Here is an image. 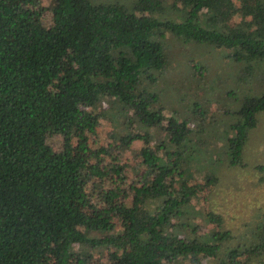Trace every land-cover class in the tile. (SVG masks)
<instances>
[{
    "label": "trees",
    "instance_id": "16d2710c",
    "mask_svg": "<svg viewBox=\"0 0 264 264\" xmlns=\"http://www.w3.org/2000/svg\"><path fill=\"white\" fill-rule=\"evenodd\" d=\"M36 3L0 0V264H72L74 257L75 264H197L200 257L248 264L263 255L264 222L254 225L251 241L224 249L237 236L227 228L198 231L193 201L201 186L217 181L218 154L244 164L264 86L244 94L224 122L198 113L190 127L184 117L165 115L155 81L172 60L169 36L228 49L245 64L238 79L264 76V0H52L49 25ZM102 102L113 107L122 148L163 130L139 151V202H113L119 184L108 182L118 183L121 167L100 166L106 148L87 142ZM50 132L62 136L59 149L48 142ZM93 194L117 225L85 209ZM199 213L221 226L219 213Z\"/></svg>",
    "mask_w": 264,
    "mask_h": 264
},
{
    "label": "rangeland",
    "instance_id": "374dc122",
    "mask_svg": "<svg viewBox=\"0 0 264 264\" xmlns=\"http://www.w3.org/2000/svg\"><path fill=\"white\" fill-rule=\"evenodd\" d=\"M51 1L37 0L34 5L36 14L47 25L51 24L52 19ZM96 1H120L130 5L135 0ZM235 1L237 3L239 0ZM163 2L170 5V0H163ZM177 5L180 6V2ZM167 10L170 8L167 7ZM172 14L180 16L181 13L176 11ZM238 17L234 15L232 21L237 20ZM169 43L172 46L170 50L172 60L166 66V73L155 81L157 103L160 104L165 115L174 114V116L184 117L190 127L193 125L190 117L198 113H202V119L205 122L213 118L224 122L228 118L227 113H232L244 94L258 91L264 86L263 75L248 78L244 74L245 79H238L245 64L232 59L228 49L202 42L182 45L172 36H169ZM195 102L199 107L198 110L194 108ZM98 110L99 123L95 132L87 133V142L96 150L106 148L105 151H100V166L104 168L108 162L115 161L121 167L123 176L118 183L108 182L112 186L119 184L113 202L130 204L131 199L139 202L141 195L134 189L135 185H140V174L143 169L139 151L145 145L152 147L154 140L162 137L163 130L158 132L156 138L152 134L148 142L136 139L122 148L116 137V123L112 121L109 113L110 110L114 111L111 103L102 102ZM47 140L54 149H59L62 145V136L58 133L50 132ZM216 143L220 144V141ZM217 161L218 163L214 166L217 181L214 184L201 186L199 196L193 201L198 210V216L194 218L197 230L200 232L211 227L230 229L237 238L223 241L221 247L225 249L232 244L251 241L253 238L250 236L254 225L264 222V111L259 113L258 123L248 133L243 147L244 164L230 165L221 154L217 155ZM193 181L204 184V178L198 175ZM148 202L150 206L154 205L152 199ZM92 203L93 207H85L89 213L107 215L110 224L117 225V215L107 214L104 204L95 194H93ZM208 208L221 215V226H215L216 223L206 222L201 218L199 211L204 212ZM93 258L92 263L97 261L98 257ZM198 260L197 264H213L214 261L205 257H200ZM72 264H75V257L72 259ZM175 264L194 263L190 258H186ZM248 264H264V254L252 257Z\"/></svg>",
    "mask_w": 264,
    "mask_h": 264
}]
</instances>
